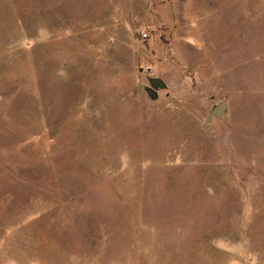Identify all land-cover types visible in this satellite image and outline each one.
<instances>
[{
  "label": "rangeland",
  "instance_id": "1",
  "mask_svg": "<svg viewBox=\"0 0 264 264\" xmlns=\"http://www.w3.org/2000/svg\"><path fill=\"white\" fill-rule=\"evenodd\" d=\"M0 264H264V0H0Z\"/></svg>",
  "mask_w": 264,
  "mask_h": 264
},
{
  "label": "water",
  "instance_id": "2",
  "mask_svg": "<svg viewBox=\"0 0 264 264\" xmlns=\"http://www.w3.org/2000/svg\"><path fill=\"white\" fill-rule=\"evenodd\" d=\"M150 88L146 89L147 95L152 99H156V92L155 90L158 88H164L165 84L161 79L152 78L150 79ZM226 117V102H221L217 106H215L209 113L206 122H209L211 119H225Z\"/></svg>",
  "mask_w": 264,
  "mask_h": 264
},
{
  "label": "built area",
  "instance_id": "3",
  "mask_svg": "<svg viewBox=\"0 0 264 264\" xmlns=\"http://www.w3.org/2000/svg\"><path fill=\"white\" fill-rule=\"evenodd\" d=\"M142 35H143V37H145L146 36L145 32H143Z\"/></svg>",
  "mask_w": 264,
  "mask_h": 264
}]
</instances>
